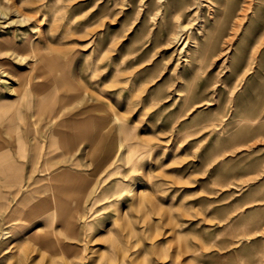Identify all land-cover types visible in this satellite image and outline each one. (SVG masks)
Here are the masks:
<instances>
[{"label":"rangeland","instance_id":"1","mask_svg":"<svg viewBox=\"0 0 264 264\" xmlns=\"http://www.w3.org/2000/svg\"><path fill=\"white\" fill-rule=\"evenodd\" d=\"M6 106L0 264H264V0H0Z\"/></svg>","mask_w":264,"mask_h":264},{"label":"crops","instance_id":"2","mask_svg":"<svg viewBox=\"0 0 264 264\" xmlns=\"http://www.w3.org/2000/svg\"><path fill=\"white\" fill-rule=\"evenodd\" d=\"M36 120L44 125V117ZM39 137L35 136L34 118L27 108H0V158L5 157L0 160V184H17L33 175L35 159L42 156V138Z\"/></svg>","mask_w":264,"mask_h":264},{"label":"bare ground","instance_id":"3","mask_svg":"<svg viewBox=\"0 0 264 264\" xmlns=\"http://www.w3.org/2000/svg\"><path fill=\"white\" fill-rule=\"evenodd\" d=\"M258 117H259V115H258ZM8 155V154H7ZM7 155H6V157H7ZM9 156V155H8ZM2 158V157H1ZM1 158H0V160H1ZM5 158V157H4ZM4 158H2V159H4ZM4 162V161H3ZM18 170V169H17ZM1 171V170H0ZM12 172H13V170H12ZM18 172V171H17ZM1 185V184H0ZM11 186V185H10ZM3 208V207H2Z\"/></svg>","mask_w":264,"mask_h":264}]
</instances>
